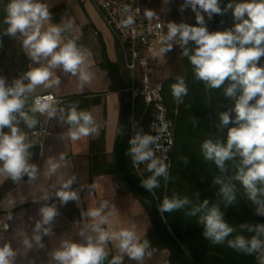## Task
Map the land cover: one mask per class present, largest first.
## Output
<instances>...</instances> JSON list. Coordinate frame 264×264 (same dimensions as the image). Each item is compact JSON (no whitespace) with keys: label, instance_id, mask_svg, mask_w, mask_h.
<instances>
[{"label":"clouds","instance_id":"1","mask_svg":"<svg viewBox=\"0 0 264 264\" xmlns=\"http://www.w3.org/2000/svg\"><path fill=\"white\" fill-rule=\"evenodd\" d=\"M189 7L195 13L196 25L169 22L167 32L159 35L161 47L153 52V56L164 59L174 45H179L182 55L193 66L197 80L203 81L210 89L221 88L227 82L223 88L224 95L234 99L235 104L232 109L219 115L221 128L227 127L226 142L207 139L202 143L201 151L204 159L213 161L221 172L226 170L227 161H238L231 179L226 182L221 177H215L213 181L219 185V194L226 201V206L236 201L237 189L232 183L235 180L255 205L256 215L264 217V64L260 63L264 57V0L230 2L224 8L220 0H184L181 11ZM228 10L232 11L236 21L234 26L224 31L210 32L202 13L211 19L214 14L222 15ZM4 24L7 27L0 34V43L3 35L18 39L31 64L22 76L11 83L0 76V176L19 184L26 175L31 183L37 179L39 171L37 165L30 162V149L38 141H30L20 125L23 123L28 129H35L37 114L51 119L56 115L57 108L53 96L48 95L35 98L29 110L25 111L29 96L38 86H59L61 79L57 70L78 76L83 90L84 85L93 78L91 52L66 35L73 30L74 20L69 18L64 23L52 22L49 4L45 0H9ZM187 93L188 88L181 77L172 85V95L177 103H182ZM232 112L235 113L234 117ZM61 118L69 125L66 139L78 141L81 137L98 133L92 114L78 110L76 105H71ZM160 119L162 121L163 117ZM194 123H197L195 119ZM230 124L234 126L228 127ZM152 127L155 132L164 130L163 127L157 130L155 124ZM160 139L159 134L137 132L128 141L130 147L127 155L137 174L143 176L141 165L151 174L141 179L140 186L153 194L160 187L158 178H168L169 164L166 161L171 147H164L159 143ZM157 152H161V155H157ZM180 159L182 163H188L187 157ZM47 163L48 174H55L60 166L52 159H48ZM76 179L73 175L63 182L52 184L34 202H47L56 197L61 204L74 201L79 206V192L72 189ZM15 205L16 201L13 200L11 207ZM186 206H191L188 216L198 217L197 222L203 225V236L208 241L213 244L227 242L233 250L253 255L258 264H264V223H241L240 229L251 235L237 234L228 239L236 228L227 222L220 207L210 205L207 199L193 205L188 197L174 193L171 198L162 200L158 211L163 216ZM106 209L107 202H103L99 207L81 211V218L86 217L90 222L85 223L78 233L79 242L73 238L61 240L59 247L49 253L50 261L55 264H102L109 254L106 248L111 242L119 254L113 256L109 264H123L125 256L137 264H144L145 258L152 255L150 241L141 238L136 225L113 230ZM39 215L32 235L25 236L22 241L23 247L28 250L34 246L44 247L43 237L54 235L52 224L59 215L56 204L44 203L39 208ZM12 218V215H8L6 220ZM7 228L8 224L4 223L3 230ZM17 255L10 242H0V264H15Z\"/></svg>","mask_w":264,"mask_h":264},{"label":"crops","instance_id":"2","mask_svg":"<svg viewBox=\"0 0 264 264\" xmlns=\"http://www.w3.org/2000/svg\"><path fill=\"white\" fill-rule=\"evenodd\" d=\"M45 2L49 4L53 23H64L69 18L75 21L73 30L66 35L76 39L78 46L91 52L90 70L93 78L81 90L78 76L57 70L61 79L59 86L45 88L41 85L34 91V97L53 93L60 100H64V103L57 107V113L53 117L52 136L40 148L37 179L29 183L25 175L0 201V242H10L17 250L15 264H55L50 261L49 253L57 249L63 239L73 238L79 242L78 233L85 223L90 222L86 217L81 218V211L99 207L103 202H107L106 214H110L113 230L136 225L142 239H148L153 231L152 218L143 201L117 173L109 171L115 159L122 109L126 103L122 91L126 87L113 91L111 76L104 65L112 63L119 66L126 83L119 45L95 6L88 0ZM30 64L29 59V66ZM70 99H75L72 102L78 106V110L92 114L98 133L81 137L78 141L65 138L69 125L61 117L66 114ZM61 109L64 111L61 112ZM28 132L24 133L28 135ZM48 159L60 166L53 175L48 174ZM73 175L77 179L72 189L79 192V206L77 202H74V207L67 203L61 204L56 197L47 202H34L52 184L63 182ZM8 181L9 179L0 176V189ZM13 200L16 205L12 208ZM44 203H55L58 209L59 215L52 224L54 235L43 237L44 247L34 246L28 250L23 247L22 241L25 236L32 235L33 226L40 219L39 208ZM8 215H12V220H6ZM4 223L8 224L6 231L2 230ZM150 245L152 255L145 258L144 264H170V252L166 247L155 241H150ZM106 250L109 254L102 264H109L113 256L119 254L111 242ZM123 264L137 262L125 256Z\"/></svg>","mask_w":264,"mask_h":264},{"label":"trees","instance_id":"3","mask_svg":"<svg viewBox=\"0 0 264 264\" xmlns=\"http://www.w3.org/2000/svg\"><path fill=\"white\" fill-rule=\"evenodd\" d=\"M8 2L9 0H0V34L7 27L4 24V18ZM230 2L239 3L246 2V0H220V5L224 8ZM202 14L210 32L230 29L236 22L231 10L222 15L214 14L211 19L208 18L206 13ZM167 20L168 22L188 24L179 10H173L169 13ZM189 25L195 26L196 19ZM6 52L13 55L9 57L10 61H18L19 77L22 76L29 68V59L23 52L20 41L3 35L2 43H0V55L6 57ZM179 55L183 73L167 80L164 91L169 109V118L175 122L176 126L175 151L169 163L167 180L163 177L158 178L160 183V187L157 188L158 195L161 200L165 197L171 198L174 193L180 197L186 196L192 201L193 205L207 199L210 205H218L227 222L236 228V232L228 239L234 238L237 234L249 236L250 233L240 229V224L245 222L252 224L264 223V217L256 215L255 205L248 199L238 181L232 180L237 189L236 201L228 206L219 194V185L213 182L215 177H221L226 182L231 179L235 175V165L238 161H227L226 170L221 172L213 161L204 159L201 151V145L207 139L226 142L227 127L221 128L219 115L221 112L232 109L235 100L224 95L223 88L227 86V82L221 88H208L203 81L195 78L193 66L188 58L182 55V49H180ZM260 63L264 64V57L261 58ZM104 68L108 70L111 76L112 90L120 91L124 89V76L119 66L107 63ZM181 77L185 81L188 93L183 97L182 103H177L172 95V85L178 82ZM73 100L75 99H70L67 110L73 105ZM88 107L87 105V109ZM144 111L145 104L139 100L134 114L141 118ZM134 114L131 104L126 102L122 109L115 159L109 167V171L117 173L145 204L153 222V231L148 240L150 241L151 238L155 237L159 243L169 250L170 264H258L255 256L237 252L228 247L227 242L213 244L208 241L203 236V225L197 222L198 217L187 215L191 206L171 212L173 222L169 220L170 213H164L165 220L162 218L150 192L140 186L141 180L134 174L131 158L127 155ZM231 115L234 117L235 113L232 112ZM194 119L197 123H194ZM21 125L23 126L21 129L23 132L33 130L28 129L23 123ZM232 126L234 125H228V127ZM4 130L8 131L7 128ZM30 151L32 153L30 162L37 165L40 155L38 143ZM184 157L188 158L187 164L181 162L180 158ZM25 178L28 179L27 176ZM15 185L9 179L8 184L0 189V201ZM67 204L74 207V201H69ZM170 223L174 226H171ZM212 252L215 254H212Z\"/></svg>","mask_w":264,"mask_h":264},{"label":"built area","instance_id":"4","mask_svg":"<svg viewBox=\"0 0 264 264\" xmlns=\"http://www.w3.org/2000/svg\"><path fill=\"white\" fill-rule=\"evenodd\" d=\"M88 1L95 6L116 39L124 65L132 77V86L125 88L122 93L130 95L133 114L136 112L137 102L141 100L145 104V111L142 117L147 115L151 117L147 128L138 131L137 129L141 123V118H138L134 114L131 124V137L137 132L141 134H159L161 137L159 143L164 147H171L167 152L168 160L166 163L169 164L175 151V122L169 118V109L164 96L165 83L168 79L165 80L158 73L160 68L167 67L169 63V52L164 59L153 56V52L158 51L161 47L159 35L161 32H167L168 22L158 14L148 11L144 6L143 0ZM178 48L181 47L179 45H174L173 47V49ZM48 95L53 96L56 101V108L64 103V100H60L53 93L38 95L35 98H43ZM160 117H163L162 121ZM37 118L38 124L36 128L28 133L27 137L29 139H37L38 145L41 148L53 134V118L49 119L46 115L42 116L39 114H37ZM153 124H155L157 130L162 127L164 130L155 132L152 127ZM157 155H161V152H157ZM132 169L140 180L151 175L144 170V165L140 166V171L143 172V176L138 175L137 170L133 166ZM150 194L159 205L161 199L157 189L155 190V194Z\"/></svg>","mask_w":264,"mask_h":264},{"label":"rangeland","instance_id":"5","mask_svg":"<svg viewBox=\"0 0 264 264\" xmlns=\"http://www.w3.org/2000/svg\"><path fill=\"white\" fill-rule=\"evenodd\" d=\"M184 0H143L144 6L146 7V9L150 12H154L156 14H158L162 19L167 20L169 13H171L173 10H179L181 12V14L183 15L184 19L186 20V22L188 24L192 23L195 19V13L191 10V8H186L184 11H181V5L183 4ZM169 23V22H168ZM181 48L178 49H173L171 51H169L168 53V58H169V63L167 65V67H162L159 69L158 73L159 75L166 79H170L172 77H176L179 76L183 73V68H182V64H181V57L179 55V51ZM7 56L3 57L0 55V76H4L7 81L9 83H11L12 80L19 78V65H18V61H10V56H13L11 53L6 52ZM122 57V55H121ZM122 59V63L124 65V61H123V57ZM125 70V87L126 88H130L132 86L133 80L131 75L129 74L127 68L124 65V69ZM25 83H27V81H25ZM125 101L130 104V95L125 93ZM34 93H32L29 96V99L26 103L25 106V111H28L29 108L32 106L33 104V100H34ZM151 120L150 116H144L141 117L140 121V125L138 126V131L141 130H145L147 128V124L148 122ZM20 128L22 129L23 126L20 125ZM175 130H176V126H175ZM130 137H131V132H130ZM166 196V194H165ZM160 200V199H159ZM156 203V202H155ZM162 203V200H160L159 205ZM157 207L159 206L156 203ZM172 217L173 214L170 213L169 215V220L172 221ZM162 218L165 220L164 214L162 216ZM171 218V219H170ZM171 226H174L172 223H170ZM174 228V227H173ZM150 241H155L156 243H159L157 241V238L153 237L151 238ZM161 244V243H159ZM163 245V244H162ZM191 254V253H190ZM212 254H215L214 252H212Z\"/></svg>","mask_w":264,"mask_h":264}]
</instances>
